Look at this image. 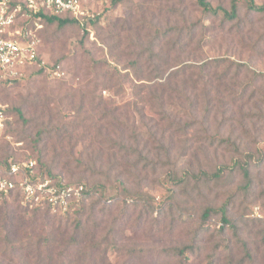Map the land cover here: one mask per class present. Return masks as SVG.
<instances>
[{"label":"rangeland","instance_id":"rangeland-1","mask_svg":"<svg viewBox=\"0 0 264 264\" xmlns=\"http://www.w3.org/2000/svg\"><path fill=\"white\" fill-rule=\"evenodd\" d=\"M83 1L95 16L84 27L43 22L48 69L0 82V163L35 161L40 177L95 193L69 215L0 195V264H47L48 253L58 264L76 220L93 232L83 251L102 242L77 264H178L163 249L196 237L191 264H264V13L241 0V20L224 22L198 0ZM194 119L187 132L172 126Z\"/></svg>","mask_w":264,"mask_h":264},{"label":"built area","instance_id":"built-area-1","mask_svg":"<svg viewBox=\"0 0 264 264\" xmlns=\"http://www.w3.org/2000/svg\"><path fill=\"white\" fill-rule=\"evenodd\" d=\"M70 15L81 26L94 19L83 0H0V82L21 79L31 67L46 68L40 61L43 28L41 16ZM59 74V66L54 69ZM6 120V108L0 103V131ZM36 162L0 163V193L18 190L26 207H49L66 213L70 206L85 196L83 184H67L35 172Z\"/></svg>","mask_w":264,"mask_h":264},{"label":"trees","instance_id":"trees-1","mask_svg":"<svg viewBox=\"0 0 264 264\" xmlns=\"http://www.w3.org/2000/svg\"><path fill=\"white\" fill-rule=\"evenodd\" d=\"M121 1H123V0H113V4L120 3ZM243 1L245 3V6H246V8H247L249 13L250 12L264 13V4L258 5L256 3V0H243ZM240 2H241V0H230V8L227 9V8H224L223 6L214 7V6H212V4L208 0H198L199 5L202 7V10L205 13H208L209 15H215V16L222 14L224 22H228V21L229 22H234V21L241 20V16H240V9H241L240 8ZM36 16H41V23L42 24H43V22H47L49 24H54L55 22H57L58 25L61 26V27H64V26H66L68 24H78V25H80L79 21L73 16H70V15H64V16L49 15V14L44 13V11L42 9L40 10L38 15H36ZM94 19L90 20L89 22H93ZM43 27H44V24H43ZM192 28L193 27H191L190 30L193 32ZM42 29H41V31H42ZM41 31H40V36H41ZM206 98H208V99H207V101L205 103V107H204L205 113L203 115V119L200 122V124L203 126L202 130L204 132L208 133L209 128H210V126L208 124V119H209V116L211 115V112H212L213 109L210 106L209 97H206ZM190 104H192V106H193V102H190ZM196 122H197V120L194 119L192 121L187 122L186 124H182L180 121L176 120L175 122H173L172 126L175 127L176 130H178L180 132H187V131H189V129H192V127L195 125ZM207 138H208L209 142H217V141L224 142V138H218L217 136L212 135V134L208 135ZM241 168H242V172H243V175L245 177V180H246V185L245 186L249 187L251 185V183H252L251 176H250V168H249V166H241ZM220 174H221V172L216 174V176H218ZM174 176H177V174L175 173ZM41 177L42 178L48 177V178H51V179H55L58 182L63 181L62 177L53 175L50 171H48L47 176H41ZM66 183L67 184H82V183H73V182H66ZM84 186H85V191H84L85 196L78 202L77 206L80 205V204H83V202L86 201V199L89 196H91L92 194L95 193V192H92V190H89L86 185H84ZM0 195L1 196H7V195L2 194V193H0ZM8 195H15V196L19 197L20 196V191H18V190L11 191V192H9ZM98 203H99V201H97L93 205V207L95 208L96 205H98ZM112 203H113V200H111V198L107 199L105 201V207L111 206ZM73 205L74 204H72L70 206L69 210L65 214H62L60 212H54L49 207H46L45 211L50 213V214H52V215H57V214L69 215L70 212H71V209L73 208ZM35 209H39L40 210V209H43V207H35ZM105 210H107V209L106 208H102L101 209V211L104 213V215H105ZM220 211L222 212L223 221L225 223H229L230 221L227 218V207L226 206L221 207ZM207 215H208V212L205 213V217ZM76 221H77L76 222V227H77L76 234L71 236L70 240L67 243V246L63 250L60 251V253L58 255L59 256L58 257V264H77V263H79L80 261L83 260V258L86 255V253H87L88 258L93 259L94 256L91 255V254L96 255V253H97L96 250L102 244V242L98 241L95 244H93L92 246H90L89 247V250H90L89 252L91 254H89L87 252L85 246H84V251H83L82 245H84V240L85 239L87 240L88 235L92 234L93 232H88L86 230V226H85L83 220H76ZM99 228H100V226H98L96 224V230L97 231H96V235L95 234L92 235V237H91L92 241L96 239V236L98 234ZM51 243H54V242H49V244H51ZM196 243H197V237L192 240L191 244L182 245V246H176V247H170V248H164L163 252L165 253L164 255H167L168 257L178 258V264H191L189 256L187 255V253H195L196 252V250H197ZM113 244L116 245V242H114ZM12 245H14V244H12ZM15 251H17V248L13 247L12 248V252H15ZM48 251H50V248H49ZM73 253H76V254L80 253V255L78 257V260H70V258L72 257ZM101 254L102 253L99 252L98 256L100 255V257H101ZM105 255H106V253H104V256ZM248 256L253 260V256L249 252H248ZM159 259L158 258L156 260L153 259L151 261V263L152 264H162ZM53 260H54V258H52V256L48 253L47 254V264H51ZM139 260H140V258L135 260V262H137ZM94 263L95 264H99V262L97 263L95 260H94ZM105 263H106L105 259L103 258L102 259V264H105ZM241 263H242V261L240 262V264ZM87 264H89V263H87ZM125 264H128V263H125ZM132 264H136V263H132Z\"/></svg>","mask_w":264,"mask_h":264}]
</instances>
